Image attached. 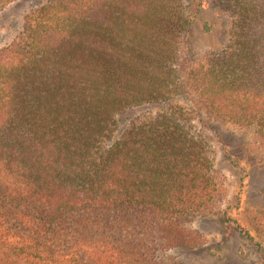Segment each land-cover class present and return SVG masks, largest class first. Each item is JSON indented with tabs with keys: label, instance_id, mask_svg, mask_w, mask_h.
<instances>
[{
	"label": "trees",
	"instance_id": "1",
	"mask_svg": "<svg viewBox=\"0 0 264 264\" xmlns=\"http://www.w3.org/2000/svg\"><path fill=\"white\" fill-rule=\"evenodd\" d=\"M211 1L228 41L196 61L206 0H45L23 16L0 47V264H166L193 241L183 222L232 220L204 131L223 120L264 146V0Z\"/></svg>",
	"mask_w": 264,
	"mask_h": 264
},
{
	"label": "rangeland",
	"instance_id": "2",
	"mask_svg": "<svg viewBox=\"0 0 264 264\" xmlns=\"http://www.w3.org/2000/svg\"><path fill=\"white\" fill-rule=\"evenodd\" d=\"M43 1L16 0L0 12V47L17 36L23 16ZM229 27L228 16L206 0L189 37L190 60H198L208 50L223 48ZM135 112L119 117L115 136ZM209 122L204 132L213 146L214 167L224 182L217 209L226 211L232 220L225 221L222 213H213L183 222L193 241L170 249L165 263L264 264V226L258 220L264 214V146L257 143L252 130L218 119Z\"/></svg>",
	"mask_w": 264,
	"mask_h": 264
}]
</instances>
